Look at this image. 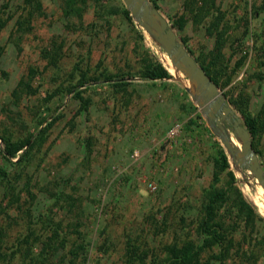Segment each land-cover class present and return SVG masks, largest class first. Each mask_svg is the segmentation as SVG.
Listing matches in <instances>:
<instances>
[{
	"label": "rangeland",
	"instance_id": "1",
	"mask_svg": "<svg viewBox=\"0 0 264 264\" xmlns=\"http://www.w3.org/2000/svg\"><path fill=\"white\" fill-rule=\"evenodd\" d=\"M38 1L40 9L0 0L2 18L10 16L0 33V172L8 179L2 184L0 176V264H53L42 258L54 229L67 241L58 255L82 248L77 264H156L166 246L198 241L203 194L212 184L225 190V209L244 200L264 218V191L230 158L233 179L224 170L214 180L222 145L186 92L187 79L126 19L122 0ZM152 1L170 26L184 16L183 29L174 31L199 61L210 59L221 34L218 90L242 122L243 111L264 124L262 0ZM19 19L28 23L18 32ZM50 48L58 52L55 64L44 55ZM157 64L172 78L143 80ZM21 80L35 93H21ZM175 123L177 145L166 140ZM39 130L26 162L13 166L2 157L4 140ZM257 143L264 153V131ZM235 230V240L247 233L241 223Z\"/></svg>",
	"mask_w": 264,
	"mask_h": 264
},
{
	"label": "trees",
	"instance_id": "2",
	"mask_svg": "<svg viewBox=\"0 0 264 264\" xmlns=\"http://www.w3.org/2000/svg\"><path fill=\"white\" fill-rule=\"evenodd\" d=\"M149 2L161 13L160 8L154 1L149 0ZM26 3H31L30 5L35 4L36 8L40 9V3L38 0H26ZM262 5H264V0H262ZM3 11L4 10H0V33L10 19V16L2 18L3 16L1 13H3ZM123 14L126 19L130 21L132 20L129 11L126 8H123ZM26 23H28L26 20L19 19L16 21V29L18 32L22 30V27H24ZM185 23L186 19L182 16L171 24V28L173 30L177 28L181 31ZM181 43L188 53L195 59L196 63L204 70L211 81L219 87L220 76L215 70V67L220 62L221 52L224 45L221 34H218L214 49L208 60L199 61L197 57L193 56L183 38L181 39ZM262 49L264 50V48ZM159 50L161 53L165 54L163 50ZM1 54L2 48L0 47V56ZM44 55H46L52 64H55L56 59H58V52L51 48L44 51ZM166 63L170 67V71L173 72L175 69L172 67L168 58L166 59ZM32 73L33 70L30 69L29 74ZM171 78L172 75L170 72L161 64L146 68V71L142 74L143 80L150 81L167 80ZM122 80H113L112 77H105V81H113V85L124 86L125 83L120 82ZM78 87H81V85L71 87L69 92ZM17 88L20 89L21 93L31 95L35 93L29 80H21ZM242 115V123L249 133L252 149L258 156L260 166L264 171V153L261 152L259 144L257 143L259 136L264 131V124L260 123L257 118L248 112L242 111ZM226 128L229 129L228 126H226ZM43 131L44 130H39L34 134H30L27 138L16 142L4 140L3 148L1 150L2 157L9 161L13 166H18L20 163L26 162L31 154V150L40 143L41 137L44 134ZM229 135L235 146L239 147L238 142L233 138L230 132ZM219 147V157L215 159L214 180L216 181L219 174L224 170H228V175L233 179V174L230 172L231 163L229 157L221 146ZM237 169L241 171L242 174L250 175L255 181V178L247 169L239 168L238 166ZM0 176L2 184L8 181V179H6V174L3 172H0ZM5 184L10 185L9 182ZM258 188L261 189L260 186H258ZM6 189L8 188L6 187ZM225 202V190H219L214 184H212L203 194L201 214L199 219H197L196 224L198 241L193 243L191 239H182L166 246L164 249V259L158 261L156 264H228L229 259H233V261H236L238 264H264V218L258 215L255 208L244 200L236 202V204H234L236 208L230 206L228 209H225ZM222 208H224L225 211L223 212L224 217L219 214L220 209ZM232 213L234 214V218H228L230 223H227L228 220L225 218H227L228 215H232ZM262 214L264 215L263 212ZM239 223L243 225V229L247 230V233L244 231L241 234L240 239L235 240V227H237ZM57 235V231L54 229L52 231V238L43 242V245L46 246L47 252L42 260L44 262L47 261V263L51 261L50 263L53 262V264H77L75 261L79 258L82 248L80 246H74L70 248L66 256L58 255L59 251L65 249L67 241L65 238L57 237ZM55 237H57V241ZM203 253H208V257L205 261L201 259ZM0 256L2 258L5 257L3 254H0ZM66 257H68L67 260ZM128 257L134 259L136 258V255L134 252L128 250ZM141 260H143V258Z\"/></svg>",
	"mask_w": 264,
	"mask_h": 264
},
{
	"label": "water",
	"instance_id": "3",
	"mask_svg": "<svg viewBox=\"0 0 264 264\" xmlns=\"http://www.w3.org/2000/svg\"><path fill=\"white\" fill-rule=\"evenodd\" d=\"M122 2L131 18L165 52L172 67L187 79L192 89L186 87V92L196 103L212 134L219 140L232 164L247 169L264 191V171L252 149L249 133L242 120L219 92L218 86L196 63L179 41L167 19L150 4L149 0H122ZM229 131L240 143V147L232 142Z\"/></svg>",
	"mask_w": 264,
	"mask_h": 264
},
{
	"label": "built area",
	"instance_id": "4",
	"mask_svg": "<svg viewBox=\"0 0 264 264\" xmlns=\"http://www.w3.org/2000/svg\"><path fill=\"white\" fill-rule=\"evenodd\" d=\"M180 131H181V125L178 123H175L166 132V140L173 145H177ZM147 187H148L149 191H151V192H153L157 189V187L154 183H148Z\"/></svg>",
	"mask_w": 264,
	"mask_h": 264
},
{
	"label": "bare ground",
	"instance_id": "5",
	"mask_svg": "<svg viewBox=\"0 0 264 264\" xmlns=\"http://www.w3.org/2000/svg\"><path fill=\"white\" fill-rule=\"evenodd\" d=\"M262 189V188H261Z\"/></svg>",
	"mask_w": 264,
	"mask_h": 264
}]
</instances>
